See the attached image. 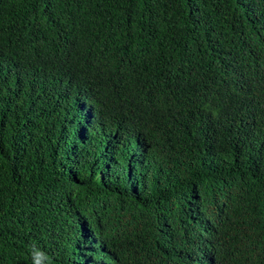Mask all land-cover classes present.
Returning a JSON list of instances; mask_svg holds the SVG:
<instances>
[{"label": "trees", "instance_id": "16d2710c", "mask_svg": "<svg viewBox=\"0 0 264 264\" xmlns=\"http://www.w3.org/2000/svg\"><path fill=\"white\" fill-rule=\"evenodd\" d=\"M264 264V0H0V264Z\"/></svg>", "mask_w": 264, "mask_h": 264}, {"label": "clouds", "instance_id": "9594fccd", "mask_svg": "<svg viewBox=\"0 0 264 264\" xmlns=\"http://www.w3.org/2000/svg\"><path fill=\"white\" fill-rule=\"evenodd\" d=\"M31 256L33 264H51L49 257L38 247L33 246Z\"/></svg>", "mask_w": 264, "mask_h": 264}]
</instances>
